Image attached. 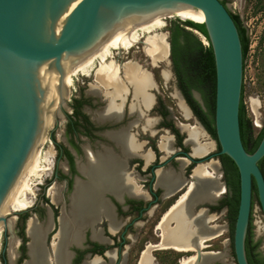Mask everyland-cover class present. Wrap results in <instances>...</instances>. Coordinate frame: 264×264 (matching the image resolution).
I'll return each instance as SVG.
<instances>
[{"label": "flooded vegetation", "instance_id": "flooded-vegetation-1", "mask_svg": "<svg viewBox=\"0 0 264 264\" xmlns=\"http://www.w3.org/2000/svg\"><path fill=\"white\" fill-rule=\"evenodd\" d=\"M146 56L151 59L147 54ZM121 58L118 55V61L122 65L134 61L151 74L154 83L149 88L152 102L146 105L135 97L132 84L123 70L120 72V80L126 85V89L115 100L117 105L120 104L116 116L99 117V112L104 111L110 102L105 88L99 93L90 92L88 88L85 92L92 97L76 95L74 99L67 100L64 114L59 116L49 130L53 129V140L48 132L54 163L50 166L47 162H42V167L46 169L39 176L42 180L38 183L40 193L36 203L24 210L14 211L15 214L9 216L12 226L2 231L0 264H26L30 260L31 220L47 227L43 246L50 261L52 260L51 264H54V243H59L61 239L62 220L64 217L72 219V198L78 184L88 179L82 165L89 162L88 155L105 152L116 156L120 162L119 174L122 176L121 188L105 187L101 193V198L110 207L114 227L104 213L84 225L71 220L74 229L78 228L80 232L78 238L73 237L63 249L67 255V263L86 264L96 261L98 264H140L144 252L149 246H153L150 253L156 264L154 251L160 249L157 247L162 243L163 220L180 196L188 192L195 179L196 168L201 165L208 168L210 162L221 161L213 100L207 99L204 91L193 88L192 95L199 108L194 106L185 88L178 82L176 92L179 97L176 98H181L182 102L185 100L184 105L190 115L186 117L183 112L180 115L174 114L172 94L165 89V93L161 90L164 87L159 79L162 72L158 75L149 65V60L142 64L134 58ZM196 91L201 99L196 97ZM61 119H64L63 122ZM189 127L199 128L205 135L199 137V141L212 144V149L203 154H195L194 144L189 140ZM113 133L124 134L131 145L120 138L116 140ZM167 142L169 145L165 146L164 143ZM47 171L49 172L44 176ZM162 173L176 175L179 184L168 188L162 180ZM197 202L199 201L196 200L191 205L193 213L200 211L199 207L195 208L196 212L193 211ZM219 205L220 203L218 206L208 205V214L214 216L211 211L220 209ZM14 227L15 231L12 229ZM156 237L159 242H152ZM12 239L16 240V257L13 259L10 256Z\"/></svg>", "mask_w": 264, "mask_h": 264}, {"label": "water", "instance_id": "water-1", "mask_svg": "<svg viewBox=\"0 0 264 264\" xmlns=\"http://www.w3.org/2000/svg\"><path fill=\"white\" fill-rule=\"evenodd\" d=\"M182 10H190L204 18L202 23L213 49L219 154L231 157L240 172V203L233 250L236 264H251L246 237L254 183L264 216V172L260 166L264 157V136L254 152L245 148L240 125L243 44L231 10L223 0H0V223L4 224V229L10 226L9 216L14 212H1V207L20 179L32 152L39 146L52 113L54 123L64 114L69 93L65 86L68 70L124 23H144L156 16ZM169 43L171 62L170 40ZM195 95L201 99L198 91ZM48 132L53 140V129L47 130V135ZM226 187L223 182V188ZM223 193L213 201L195 203L193 211L199 207L209 213L205 205L218 204ZM171 222L169 226H175L173 222L170 225ZM209 245L196 248L197 262L204 254L214 253L204 250Z\"/></svg>", "mask_w": 264, "mask_h": 264}, {"label": "bare ground", "instance_id": "bare-ground-1", "mask_svg": "<svg viewBox=\"0 0 264 264\" xmlns=\"http://www.w3.org/2000/svg\"><path fill=\"white\" fill-rule=\"evenodd\" d=\"M162 16L164 15L156 16L144 23L128 21L112 31L109 34V38L104 43L88 55H84L85 57L80 63L68 70L65 82L66 88L70 78L71 80L73 79V75L82 73L90 76L93 72L95 80L89 85V91L99 93L101 89L105 88L107 89V97L110 99L107 108L104 111L99 112V117H103L104 115L116 116L119 109L118 105L120 104L117 105L115 100L126 89V85L124 86L120 80V72L123 70L132 84L135 97L142 100L146 105H149L152 102V94L149 92V88L154 86L151 74L134 61L126 62L122 65L121 62L118 61L117 55L120 54L122 50H130L138 43H143L145 45V53L154 63L169 62L170 43L168 35L160 30L166 26V23L161 19ZM165 16H177L183 20L190 19L200 23L204 22V18L190 10H182L178 13ZM142 32L145 36L142 35ZM97 61L99 62V65H95ZM162 76L166 80L171 79V74L168 69L162 71ZM175 96L179 97L178 93H175ZM179 99V106L182 109L183 114L186 117H189V110L186 108L181 98ZM259 101H252V111L257 116H259ZM259 121L260 120H258V123H260ZM53 124L54 116L52 113L51 120L45 127V132L42 133L39 139L40 144L45 141L46 131L49 127L53 126ZM188 130L189 140L194 144L195 154H203L212 149V144L208 142L201 143L199 141V137H202V135L203 137L205 136L199 128L189 127ZM112 136L116 140L120 138L123 142L128 141L129 145H131V141L129 138L127 139L124 134L113 133ZM164 145L168 146L169 142L164 143ZM88 157L89 162L82 165V170L87 174L88 179L83 183L80 182L78 184L77 190L72 198L70 210L72 217L71 220L75 221L78 225H84L93 222L104 213L110 219L111 225L114 227V220L111 215L110 207L101 198V193L105 187H112L115 189L121 188L122 176L119 174L120 162L115 155L109 152L103 154L99 153L97 155L90 154ZM43 161L47 162L50 166L53 165L54 158L51 146L44 155L38 147L34 149L23 169L20 179L1 207V212H5L12 201L16 202L18 209L24 207L28 208V206L34 203L33 199L23 200L20 196H23L26 192H30L31 186L29 181L33 178H39V176L45 171L46 168L42 167ZM218 162H210L208 168L205 165L196 168L194 174L195 179L188 189V192L180 196L177 204L163 220L161 234L162 243L157 248L175 249L186 253H189L190 251L193 252L191 255L185 256L181 259L179 264H213L215 261H223L225 258L222 251L214 253L209 252L203 255L200 262L196 261V248L198 246H204L209 240L222 235L225 226L218 224L211 225V221L215 216H210L205 209L200 210L198 213H193L191 209V205L196 200L213 201L216 196L223 193L224 188L223 183L220 180L221 171ZM161 177L164 184L170 189L179 184V179L176 175L162 173ZM71 220L66 217L62 220L61 239L59 243H54L56 254L54 264H68L66 259L67 255L63 249L71 242V240H73V237L78 238L80 232L78 228L74 229V223H72ZM169 221L174 222L175 226L170 227ZM9 224L12 226V220L9 221ZM0 225H2V223H0ZM46 230L47 227L45 228L35 220H31L29 224V233L32 239L30 242L31 258L26 264L52 263V260L50 261L51 258L49 259L43 246V238ZM205 239H208V241H205ZM15 241L12 239L10 243L11 259L15 256ZM152 249L153 246L148 247L142 256L140 264H154V259L150 253ZM86 264L98 263L93 261Z\"/></svg>", "mask_w": 264, "mask_h": 264}, {"label": "rangeland", "instance_id": "rangeland-1", "mask_svg": "<svg viewBox=\"0 0 264 264\" xmlns=\"http://www.w3.org/2000/svg\"><path fill=\"white\" fill-rule=\"evenodd\" d=\"M225 2L228 4L231 12L240 15L243 26L246 28V33L249 38V48H248V54L244 61V103L246 106V111L248 117L251 119L253 128H254V136H257L258 133L261 131V129L264 126V0H225ZM162 21L166 23V26H164L161 30V32H165L168 35V39L170 40V28L174 26L176 23L183 22L185 20L180 19L177 16L172 17H161ZM183 25V24H182ZM187 29L191 30L195 35L200 37L203 40V43L205 45H209L208 40L204 35H202L198 30L193 29L191 27L186 26ZM142 35L144 33L142 32ZM144 44L138 43L134 48L124 51H121V60H128L129 59H137V61H140V63L143 64V62H147L149 60V65L156 71V73L159 75L164 69L171 70V79L166 80L164 77L159 75V79L162 81V85H164L163 88H161L162 92L163 89L166 90L167 93H171L172 98V107L174 114L180 115L182 111L181 108H179L178 103L179 100L176 98L175 93H177V87H178V78L174 70L173 62H158V64H153L152 59H148L146 56V53L144 51ZM124 53V54H122ZM118 54V55H120ZM117 55V57H118ZM116 57V58H117ZM97 59V58H96ZM118 59V58H117ZM170 60V59H169ZM99 62L97 61L95 65H99ZM72 80L70 78L69 83L67 85L68 88V99H74V97L77 96H85L89 97L92 95L89 93H86L85 90H87L89 87V83L93 82L94 76L93 72L90 76L84 75L82 73H78L72 76ZM257 100L260 102L259 107V116H257L252 111V101ZM181 109V110H180ZM259 118V119H258ZM260 120L258 123V120ZM64 119H61L63 122ZM55 121V119H54ZM54 125V124H53ZM52 127V126H51ZM48 128V131L50 128ZM47 140L42 142L38 148L41 150L42 154L44 155L45 152L49 149L48 147H52L50 138L48 137L46 133ZM221 165L220 169V180L221 182H226L224 179V169L222 162L219 161ZM46 164L44 163V166ZM47 171L44 176L48 173ZM42 178H34L29 181L31 190L30 192H26L23 196H20L23 200L25 199H33V204L36 203L37 198L39 197L40 193V185H38L39 181H41ZM227 193V187L224 189V193L222 194V198L220 199L219 203H221L222 199ZM37 194V197H34ZM208 207V205H205ZM215 206H218L216 204ZM30 207V206H29ZM24 208H17V204L15 201H12L8 209L5 212L9 211H21L24 210ZM253 229L255 234V240H261L260 245V251L264 254V216L261 210V207L259 205V201L257 197H254V206H253ZM4 212V213H5ZM12 213L10 214V217L13 216ZM211 214H213L215 217L211 221V225H222L225 226V230L222 235H220L217 238H214L212 240H209L206 242L207 244H210V246L206 247L204 250H211L214 252H220L222 251L225 255V258L223 261L215 262L213 264H236L235 261V255L233 250V239L231 234V226L230 221L228 218V211L227 207H221L220 209H213L211 211ZM11 220V219H10ZM16 218L14 219L13 226L15 225ZM213 222V223H212ZM0 243L2 247V231L4 229V224L0 225ZM262 228V230H261ZM14 231L16 228H13ZM152 242H159L158 237L152 239ZM0 247V249H1ZM193 252H180L175 249H158L154 251L156 259V264H179L181 259H183L186 255H190ZM135 264V263H133Z\"/></svg>", "mask_w": 264, "mask_h": 264}, {"label": "trees", "instance_id": "trees-1", "mask_svg": "<svg viewBox=\"0 0 264 264\" xmlns=\"http://www.w3.org/2000/svg\"><path fill=\"white\" fill-rule=\"evenodd\" d=\"M223 2L226 4L225 0ZM243 44L244 61L248 54L249 38L246 28L243 26L240 15L231 12ZM183 24V25H182ZM186 26L198 30L206 37L209 45H205L203 40L195 35ZM171 58L175 73L180 85L185 88L189 100L194 106L199 108L197 100L192 95V89L204 91L207 99L213 100V110H215L216 93V68L213 49L210 43L207 29L204 23L185 20L176 23L170 28ZM240 125L241 135L245 148L249 152H254L264 136V126L257 136H254V128L251 119L247 115L244 103V83L240 105ZM221 162L224 169V179L227 185V193L222 199L219 208L226 206L228 208V218L231 226L233 239L234 226L237 218L240 203V172L231 157L226 154L221 155ZM260 166L264 172V157L260 160ZM254 197H257V188L254 183ZM254 206V199L252 210ZM253 216L251 213L250 224L246 237V251L251 264H264V254L259 250L261 240H255L253 229Z\"/></svg>", "mask_w": 264, "mask_h": 264}]
</instances>
